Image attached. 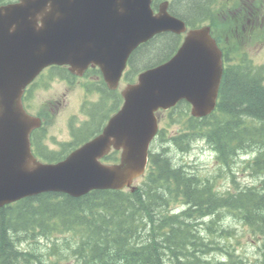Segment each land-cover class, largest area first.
I'll return each instance as SVG.
<instances>
[{"label":"water","instance_id":"95a60500","mask_svg":"<svg viewBox=\"0 0 264 264\" xmlns=\"http://www.w3.org/2000/svg\"><path fill=\"white\" fill-rule=\"evenodd\" d=\"M151 0H22L0 7V207L47 192L79 197L92 189H123L144 174L157 132L154 112L181 99L202 117L216 105L222 53L209 29L192 31L168 62L139 76L104 133L56 165L31 151L38 121L23 110V89L49 65L84 71L98 64L116 87L135 49L157 34L180 33L184 23L153 16ZM40 23V24H39ZM5 51L7 52L6 54ZM123 149L120 165L100 159Z\"/></svg>","mask_w":264,"mask_h":264},{"label":"trees","instance_id":"16d2710c","mask_svg":"<svg viewBox=\"0 0 264 264\" xmlns=\"http://www.w3.org/2000/svg\"><path fill=\"white\" fill-rule=\"evenodd\" d=\"M208 1L187 0L182 12L206 13ZM178 41L170 35L151 41L146 45L149 57L164 60ZM143 55L138 59L147 61ZM260 75L241 65L231 67L217 111L204 119L184 116L185 129L193 133L190 141L172 138L181 152L189 149L192 140L205 138L221 166L232 173L235 190L219 193L213 189V177L199 180L197 174L188 175L191 170L186 168H178L176 174L168 151L162 150L151 156L146 181L135 193L95 191L80 198L44 193L0 208V264H264V86ZM36 152L54 161L52 155ZM241 153L255 154L245 162V169L259 180L256 186L238 188L235 182L233 165ZM179 199L188 207L180 215L162 207L163 201L169 206ZM220 209L226 212L222 218L231 217L259 241L261 255L251 259L228 242L224 249L228 234L221 235V241L212 237L220 226ZM198 219L207 221V228L201 230L202 224L195 223ZM27 241L44 242L49 252L43 254L38 244L27 246ZM209 252L222 255L199 256Z\"/></svg>","mask_w":264,"mask_h":264},{"label":"flooded vegetation","instance_id":"af4514ba","mask_svg":"<svg viewBox=\"0 0 264 264\" xmlns=\"http://www.w3.org/2000/svg\"><path fill=\"white\" fill-rule=\"evenodd\" d=\"M156 1V0H154ZM157 0L156 5L159 6L160 3L167 1L168 2V12L173 14L175 17L184 20L185 18H191L193 20H198L199 15L202 13L189 11L182 12L186 10L187 7L184 6L183 1L179 0ZM181 1V0H180ZM221 5L225 6V9L230 16H239L240 19H245L247 24L250 25V28L254 29L258 24V19L264 18V0H218ZM197 17V18H196ZM255 30V29H254ZM228 38V34H227ZM69 71V68H66ZM68 79H64V83H60L65 88L63 89V94L60 95L54 90L51 95L48 93L47 99L48 102L42 104L38 110V115L42 121L48 123L50 130L53 132L54 137L62 135L59 124L62 120L67 121L68 129L67 133L64 134L65 139L69 140L67 143H58L54 147L50 148V154L53 156V159L59 160L63 157L64 154L70 152L76 142L71 140L75 137V131H82L87 126L97 122L100 119L101 110L96 102L93 99L84 100L81 104L82 109L79 112H76L78 109L75 104L77 101L73 100L71 93L76 89L82 93L83 91L88 90L89 88H100L99 96L102 97V92L104 89L110 93L107 85L104 82L102 73L98 67L90 66L89 69L82 77L72 75ZM55 77L53 75H48L47 80L51 81ZM94 90V91H95ZM101 94V95H100ZM98 97L97 100H99ZM69 106V112H66L64 116H61L60 110L65 106ZM70 145L72 148L70 151H66L64 147ZM37 153V152H36Z\"/></svg>","mask_w":264,"mask_h":264},{"label":"rangeland","instance_id":"374dc122","mask_svg":"<svg viewBox=\"0 0 264 264\" xmlns=\"http://www.w3.org/2000/svg\"><path fill=\"white\" fill-rule=\"evenodd\" d=\"M183 3H184V5H187V0H185ZM144 54H145V55H143L144 58H146V59L149 58V54L147 55V53L145 51H144ZM152 54H153V52H152ZM251 54L253 56L252 59L256 64L264 63V53H262L261 48H257L256 50H253L251 52ZM157 56L151 57L149 60H147L146 64H153V63L157 62V60H158ZM142 63L143 62L138 63L137 67L140 66ZM55 88L58 89V92H62V91H60V86H55ZM49 93H50V91H49ZM76 93L77 92H74V94H76ZM45 98H46V95L44 93H41L38 96V99H45ZM160 118H162L161 114H160ZM172 118H178V116L172 115ZM160 128L164 133V137H172V136H175L176 134H178V132H180L181 124H172L171 125L169 119L164 118L160 122ZM171 145H169V144L166 145L165 149H167L166 151H169L166 155H168L172 159L173 163L175 164L176 174L179 173L177 171V169L179 168L177 165H181V164L188 166V167L191 166V169H189V170H191L192 172H196V174L202 175V176H205L206 173H212L213 168L216 167L214 164V156L213 155L210 156L206 153H203L206 149H203L201 144H199L198 146L195 147V151H193L191 154L186 155V156L181 155L176 150V148L171 146ZM154 149H159V144L157 142L154 146ZM238 160L240 161V163L238 165H236L235 167H241V164H242L241 162L246 160V159H245V157H239ZM243 175L244 174L242 173V176ZM241 177H239V178H241ZM194 180L198 181V179L196 177L194 178ZM254 181L255 180H253L251 178H246L245 176L239 180V182L242 183L243 185H252V183ZM162 205L165 206V203H162ZM219 215L221 216L223 214L221 213ZM230 218L228 216H226L225 219L221 217L220 226L217 227L216 232L214 235H212V237H216L217 241H220L219 240L220 236H221L220 229L225 228V227H227V228L230 227L231 231L229 232V238L230 237L235 238V240L230 238V240H232V244L235 248L234 250L237 251L239 254L248 256L249 258L252 259L256 254L255 244L257 242L253 240V238L245 230V228L243 229L241 226H239L235 221H233ZM205 227H207V226H205ZM205 227H204V229H205ZM213 239L216 240L215 238H213ZM32 244H38L41 251L44 252L43 254H47L49 252L50 247L48 245L44 244V242H42V243H37V242H33V241H27L26 242L27 246L32 245ZM217 257H221V256L217 255Z\"/></svg>","mask_w":264,"mask_h":264}]
</instances>
